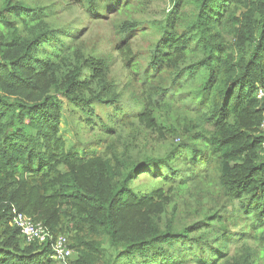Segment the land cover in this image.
I'll return each instance as SVG.
<instances>
[{"label": "trees", "instance_id": "1", "mask_svg": "<svg viewBox=\"0 0 264 264\" xmlns=\"http://www.w3.org/2000/svg\"><path fill=\"white\" fill-rule=\"evenodd\" d=\"M151 2L0 0V264H56L59 235L67 264H264V0H171L135 50ZM110 19L116 56L85 40ZM69 106L100 151L67 141Z\"/></svg>", "mask_w": 264, "mask_h": 264}, {"label": "rangeland", "instance_id": "2", "mask_svg": "<svg viewBox=\"0 0 264 264\" xmlns=\"http://www.w3.org/2000/svg\"><path fill=\"white\" fill-rule=\"evenodd\" d=\"M29 2H38L39 0H28ZM49 1V0H47ZM171 0H152V2L144 8V10L138 15V17L145 21L150 27L146 33L139 34L135 37L134 48L143 49L149 44L154 43L160 37V31L157 30V22L160 21L167 9L170 8ZM112 19L110 20H99V22L88 23L90 29L86 34V41L92 45L89 47H94L97 51L111 52L116 56L118 52L115 50L116 36L111 28ZM120 61L115 63V68L120 65ZM85 114L81 112L80 108L69 106L63 110V118L61 120L62 133L67 137V141L75 145L77 150H97L100 151L105 142H100L102 139V131L99 124L86 123L84 119ZM149 147L154 149L156 145V140H149ZM140 177L143 178L141 175ZM137 178L133 185L141 186L144 179ZM73 252V250H72ZM113 255V254H112ZM185 264H194L193 262H188Z\"/></svg>", "mask_w": 264, "mask_h": 264}, {"label": "built area", "instance_id": "3", "mask_svg": "<svg viewBox=\"0 0 264 264\" xmlns=\"http://www.w3.org/2000/svg\"><path fill=\"white\" fill-rule=\"evenodd\" d=\"M257 97L264 98V88L257 89ZM262 126L264 127V121ZM12 224L18 228L26 243H43L46 241L47 232L41 222H36L31 216L18 211L15 206L11 208ZM72 249L69 246L65 235H59L53 245L50 257L56 264H67V258L71 255Z\"/></svg>", "mask_w": 264, "mask_h": 264}]
</instances>
